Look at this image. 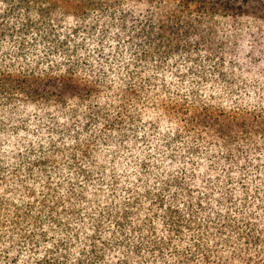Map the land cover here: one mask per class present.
Here are the masks:
<instances>
[{"label":"trees","instance_id":"1","mask_svg":"<svg viewBox=\"0 0 264 264\" xmlns=\"http://www.w3.org/2000/svg\"><path fill=\"white\" fill-rule=\"evenodd\" d=\"M252 1L0 0V264H264Z\"/></svg>","mask_w":264,"mask_h":264},{"label":"rangeland","instance_id":"2","mask_svg":"<svg viewBox=\"0 0 264 264\" xmlns=\"http://www.w3.org/2000/svg\"><path fill=\"white\" fill-rule=\"evenodd\" d=\"M259 2V4H261V3H264V0H253L252 1V3H258ZM264 8V7H263ZM133 134H134V136H133V138H134V143H132V147H134V146H138V145H141V146H144V147H142V148H146V144H151L152 142H153V138H152V136H149V137H147V138H145L144 139V137H143V133L142 132H139V131H134L133 132ZM135 136H137V137H135ZM113 142H115L116 143V141H115V139L114 138H109V141H108V143L109 144H112ZM117 144V143H116ZM98 146H99V149H100V144H98ZM117 146V145H116ZM126 146H130V145H126ZM105 148H106V146H105ZM116 148V147H115ZM101 149H104V146H102L101 147ZM122 150V149H121Z\"/></svg>","mask_w":264,"mask_h":264}]
</instances>
